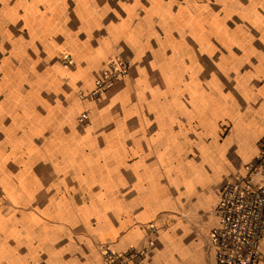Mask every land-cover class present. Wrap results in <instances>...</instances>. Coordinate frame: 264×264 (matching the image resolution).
I'll list each match as a JSON object with an SVG mask.
<instances>
[{
    "label": "crops",
    "instance_id": "0c3cea01",
    "mask_svg": "<svg viewBox=\"0 0 264 264\" xmlns=\"http://www.w3.org/2000/svg\"><path fill=\"white\" fill-rule=\"evenodd\" d=\"M263 142L264 0H0V264L150 239L148 264H216L224 180Z\"/></svg>",
    "mask_w": 264,
    "mask_h": 264
},
{
    "label": "built area",
    "instance_id": "2783aa9c",
    "mask_svg": "<svg viewBox=\"0 0 264 264\" xmlns=\"http://www.w3.org/2000/svg\"><path fill=\"white\" fill-rule=\"evenodd\" d=\"M71 62L70 58L64 60ZM129 62L122 57L110 58L101 69L93 89L82 92L81 98L99 99L120 77L127 75ZM88 119L87 112L80 120ZM220 225L211 235L216 264H258L260 246L264 240V142L259 154L247 163L243 172L229 174L224 180L216 207ZM157 232L152 225L150 233ZM153 245L152 239L141 247L118 252L109 245L102 255L106 264H148L145 257Z\"/></svg>",
    "mask_w": 264,
    "mask_h": 264
}]
</instances>
